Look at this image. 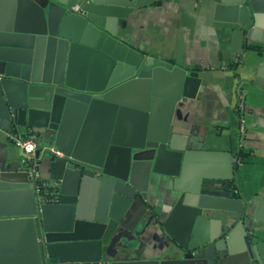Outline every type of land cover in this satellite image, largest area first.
Wrapping results in <instances>:
<instances>
[{"label":"water","instance_id":"1","mask_svg":"<svg viewBox=\"0 0 264 264\" xmlns=\"http://www.w3.org/2000/svg\"><path fill=\"white\" fill-rule=\"evenodd\" d=\"M154 1L0 0V140L35 138L54 198L38 203L28 165L0 152V264H264V196L215 187L235 178V154L186 148L171 131L199 79L117 39ZM196 1L230 31L231 61L264 43V0ZM250 66L264 88V54ZM153 175L167 180L159 227L179 253L145 259L127 235L153 221H134Z\"/></svg>","mask_w":264,"mask_h":264},{"label":"crops","instance_id":"2","mask_svg":"<svg viewBox=\"0 0 264 264\" xmlns=\"http://www.w3.org/2000/svg\"><path fill=\"white\" fill-rule=\"evenodd\" d=\"M117 39L129 45L139 43L138 51L151 62L168 68L180 66L199 79L196 97L176 102L171 131L185 136L189 149L235 154L240 145L235 178L226 186L216 182L215 187L247 198L264 196V88L246 80L250 64L261 63L264 43L253 42L255 49L231 61L230 31L202 12L196 0H156L138 8L127 17L125 26L117 28ZM237 94L243 97L242 111L236 109ZM239 114L245 125L241 135L237 132ZM2 137L0 152L24 164L15 145ZM40 173L48 181L42 167ZM151 179L148 201L134 221L144 213L153 215V221L138 238L127 235L128 240L134 246L139 241L138 248L145 245L141 258L176 256L178 247L159 227L170 211V189L165 177L153 175ZM212 223L207 235L218 229L217 221ZM257 237L264 239V232ZM113 254L120 255L119 251Z\"/></svg>","mask_w":264,"mask_h":264},{"label":"built area","instance_id":"3","mask_svg":"<svg viewBox=\"0 0 264 264\" xmlns=\"http://www.w3.org/2000/svg\"><path fill=\"white\" fill-rule=\"evenodd\" d=\"M72 8L75 11L77 10V6H73ZM237 97L238 100L236 104V109L237 111H242L244 108L243 97L242 95H238V94ZM238 119H239V125L237 132L238 135H241L245 130V125H244V120L240 114L238 115ZM8 139L19 150L20 155L23 157V159L26 161L29 167L30 175L34 182L33 187L35 190L37 202L41 203V202L52 201L54 198L47 191V189H49L51 184L41 178V174L38 169V162H37V158L35 157V152L38 148V143L35 140V138L31 135L26 137H20L18 135H8ZM52 151L59 157L63 156L62 153L58 152L54 148L52 149ZM240 152H241V147L239 145L238 152L235 153L236 162L239 160ZM42 188L46 190L42 191Z\"/></svg>","mask_w":264,"mask_h":264},{"label":"rangeland","instance_id":"4","mask_svg":"<svg viewBox=\"0 0 264 264\" xmlns=\"http://www.w3.org/2000/svg\"><path fill=\"white\" fill-rule=\"evenodd\" d=\"M21 157H22V156H21ZM22 159H23V157H22ZM23 161L25 162L24 164H27L26 161H25L24 159H23ZM44 190H46V189H43V188H42V191H44ZM47 191H48V192H51L50 189H47Z\"/></svg>","mask_w":264,"mask_h":264},{"label":"trees","instance_id":"5","mask_svg":"<svg viewBox=\"0 0 264 264\" xmlns=\"http://www.w3.org/2000/svg\"><path fill=\"white\" fill-rule=\"evenodd\" d=\"M241 153H242V151L239 153V155H241ZM234 195H235L236 197L239 196V194H238V193H235V192H234Z\"/></svg>","mask_w":264,"mask_h":264}]
</instances>
